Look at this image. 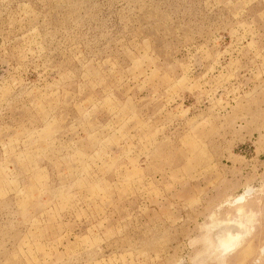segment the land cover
<instances>
[{
	"label": "rangeland",
	"instance_id": "1",
	"mask_svg": "<svg viewBox=\"0 0 264 264\" xmlns=\"http://www.w3.org/2000/svg\"><path fill=\"white\" fill-rule=\"evenodd\" d=\"M0 264H264V0H0Z\"/></svg>",
	"mask_w": 264,
	"mask_h": 264
},
{
	"label": "bare ground",
	"instance_id": "2",
	"mask_svg": "<svg viewBox=\"0 0 264 264\" xmlns=\"http://www.w3.org/2000/svg\"><path fill=\"white\" fill-rule=\"evenodd\" d=\"M243 199H244V196H241L239 198V200H243ZM231 224H234V225H231ZM224 225L226 226L227 224L224 223ZM230 225L231 226L228 225V227H223L222 223H220L218 225L219 227H221L220 231H219L220 232L219 233V240L222 244L225 245V247L234 246V244L238 243L240 241V239H243L246 235L245 234L244 237L242 238V236H243L242 234H244V232H246L245 231L246 228L241 223H239V224L238 223H230ZM242 226H244L245 230L242 229L243 228Z\"/></svg>",
	"mask_w": 264,
	"mask_h": 264
}]
</instances>
